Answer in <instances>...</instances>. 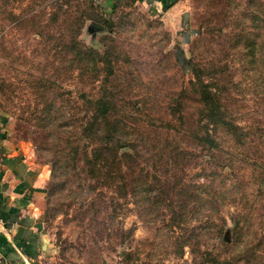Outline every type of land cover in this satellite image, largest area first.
Listing matches in <instances>:
<instances>
[{"label": "rangeland", "instance_id": "rangeland-1", "mask_svg": "<svg viewBox=\"0 0 264 264\" xmlns=\"http://www.w3.org/2000/svg\"><path fill=\"white\" fill-rule=\"evenodd\" d=\"M160 2L0 0V124L7 143L43 180L39 219L45 247L37 264H264L259 237L264 233V87L257 85L245 55L251 40L264 49V0ZM59 3L66 14L52 7ZM33 11L40 18L21 22L22 15ZM68 13L90 18L77 35L82 44L110 53L112 75L107 78L112 86L106 89L117 102V116H125L132 132L158 133L160 140L170 141L195 129L196 95L188 60L202 70L200 79L216 94L226 118L242 128L241 142L218 128L215 149L200 151L180 142L191 153L184 167L150 169L169 194L177 189L188 193V208L198 198L204 201L202 214L222 226V235L230 236L233 215H248L236 229L234 247L216 244L211 256L217 261H204L191 251L194 246L180 250L175 233L164 224V209L143 213L131 197H116L108 186L96 187L84 201L69 199L65 189L49 190L53 151L38 149L50 140L35 117L55 95L67 113L80 118L84 104L78 93L96 96L104 76L101 63L98 77L70 72L68 55L62 50L56 54L53 40L32 33L31 21L43 24L52 37H65Z\"/></svg>", "mask_w": 264, "mask_h": 264}, {"label": "trees", "instance_id": "trees-1", "mask_svg": "<svg viewBox=\"0 0 264 264\" xmlns=\"http://www.w3.org/2000/svg\"><path fill=\"white\" fill-rule=\"evenodd\" d=\"M52 7L56 11L61 10L60 3L52 4ZM61 12L65 13V8ZM39 15L38 11L24 14L21 16V22L40 18ZM53 19L54 16L52 17L54 22L56 18ZM66 19L65 37L64 34L59 33L58 36L52 37L50 32H44L43 24L33 21H31L34 25L32 33L40 38L53 40L52 45L56 48V54L62 50L68 55L66 63L70 72L75 69L81 71L80 73H88L91 77H98L101 69L98 63H101L104 65L101 69L104 71V76L99 81L96 96L89 97L83 92L78 93L84 104V112L80 118L67 113L66 104L57 102L55 95L48 97L42 104L39 115L35 117L38 127L45 132L44 138L50 140L49 146L38 149L53 151L49 160V190L53 192L65 189V196L69 199L84 201L96 187L108 186L112 188L116 197L123 199L126 196L131 197L133 205L139 207L138 209L143 213L150 214L164 209L166 212L164 224L168 231L175 233L173 238L179 240L178 248L182 250L184 246H194L196 248L191 249L193 253L204 258V261L210 259L212 263L215 262V257L211 255L216 244L234 247L239 238L237 234L239 230L236 229H241V225L249 220L248 215L244 213L232 216L231 234L230 236L227 234V240H224L222 226L215 224L210 216L202 214L204 201L198 198L193 202L192 207L188 208L186 200L188 193L177 189L174 194H169L168 188H165L159 176L151 173L150 169L156 171L160 166L166 165H174L179 169L184 167L190 161L191 153L186 146H178L180 142H189L200 151L215 149L218 143L214 134L218 128L231 136L235 142L243 141L245 133L242 128L226 118L216 94L210 90L209 84L201 81L202 70L188 60L194 78L190 86L196 95L195 129L175 134L176 137L171 138L170 141L160 140L158 133L151 135L148 132H132L131 126H127L125 116L121 113L117 116L119 113L117 102L111 91L106 89L112 86L107 78V75H112L108 58L110 53L100 54L77 39L84 20L90 18L81 15L69 16L68 13ZM246 47L249 49L245 52L248 57L246 63L251 66V71L257 74V85L262 88L264 87V49L259 50L253 40L248 41ZM259 51V58L255 59ZM189 121L187 118L184 124ZM157 144L161 146H156ZM168 145L171 146L167 148ZM164 168L166 171V167ZM189 222L195 224L189 226ZM259 237L260 240H264V233ZM197 245L205 249L201 250Z\"/></svg>", "mask_w": 264, "mask_h": 264}, {"label": "crops", "instance_id": "crops-1", "mask_svg": "<svg viewBox=\"0 0 264 264\" xmlns=\"http://www.w3.org/2000/svg\"><path fill=\"white\" fill-rule=\"evenodd\" d=\"M41 178L40 172L7 143L0 124V264L39 263L45 247L39 219Z\"/></svg>", "mask_w": 264, "mask_h": 264}, {"label": "water", "instance_id": "water-1", "mask_svg": "<svg viewBox=\"0 0 264 264\" xmlns=\"http://www.w3.org/2000/svg\"><path fill=\"white\" fill-rule=\"evenodd\" d=\"M93 26L98 28V29L100 28V25H98V24H93ZM223 238H224V240H227V234L226 233L223 235Z\"/></svg>", "mask_w": 264, "mask_h": 264}]
</instances>
